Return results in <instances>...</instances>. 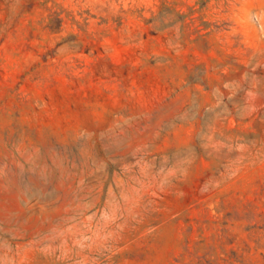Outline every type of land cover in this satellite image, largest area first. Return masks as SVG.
I'll list each match as a JSON object with an SVG mask.
<instances>
[{
    "label": "rangeland",
    "instance_id": "1",
    "mask_svg": "<svg viewBox=\"0 0 264 264\" xmlns=\"http://www.w3.org/2000/svg\"><path fill=\"white\" fill-rule=\"evenodd\" d=\"M0 264H264V0H0Z\"/></svg>",
    "mask_w": 264,
    "mask_h": 264
}]
</instances>
